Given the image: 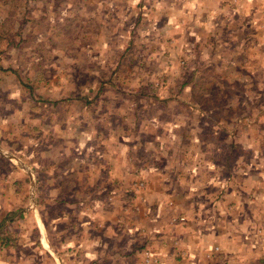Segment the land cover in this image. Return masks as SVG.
Returning a JSON list of instances; mask_svg holds the SVG:
<instances>
[{
    "label": "rangeland",
    "instance_id": "obj_1",
    "mask_svg": "<svg viewBox=\"0 0 264 264\" xmlns=\"http://www.w3.org/2000/svg\"><path fill=\"white\" fill-rule=\"evenodd\" d=\"M179 1L0 0V173L8 168L6 156L37 151V143L24 147V142L42 139L38 136L47 127L41 115L62 101L67 105L54 108L56 119L61 121L71 107L73 125L83 133L88 123L84 104H102L93 113L94 133L100 137L110 128L112 142L124 132L138 134L144 124L138 126L139 118L170 121L177 129L187 125L173 144L163 140L164 150H177L171 164L181 165L183 173L202 155L213 158L222 169L219 175L249 185L245 167L258 166L264 158L259 151L264 149V78L245 75V61L237 56L232 64L218 60L212 46L191 44L185 59L186 48L169 35L166 24V5L177 8ZM247 118L253 121L246 123ZM81 136L77 141H83ZM60 143L48 139L44 146ZM136 150L143 163L165 162L143 144ZM144 178L139 174L134 181L146 184ZM22 208L1 215L8 221L0 226V261L53 264V254L43 259L36 254L35 227ZM25 209L31 211L32 205Z\"/></svg>",
    "mask_w": 264,
    "mask_h": 264
},
{
    "label": "crops",
    "instance_id": "obj_2",
    "mask_svg": "<svg viewBox=\"0 0 264 264\" xmlns=\"http://www.w3.org/2000/svg\"><path fill=\"white\" fill-rule=\"evenodd\" d=\"M263 2L180 0L178 9L170 3L168 33L186 48L185 59L191 44L212 46L218 60L232 64L237 56L245 61V75L264 78ZM61 102L41 115L47 127L38 136L42 139L24 142L39 149L6 156L8 168L0 173V226L8 221L2 214L22 205L35 227L41 259L53 254V264H264V158L258 166L245 167L249 185L219 175L222 169L213 158L202 155L182 173L181 165L170 163L177 150H164L162 143L179 140L187 125L177 129L170 121L139 118L138 126L144 124L138 134L131 137L124 129L112 142L110 128L100 137L94 133L93 113L102 104H84L88 123L83 133L73 125L71 107L58 122L54 108L67 105ZM78 133L83 141H77ZM48 139L61 145L45 148ZM140 144L155 150L164 164L141 162ZM259 151L264 153L262 147ZM137 174L145 177L146 188L129 195ZM30 205L32 210H26ZM58 207L61 211H53ZM27 244L32 246L29 239ZM145 251L152 263L143 261ZM18 262L2 259L0 264Z\"/></svg>",
    "mask_w": 264,
    "mask_h": 264
},
{
    "label": "built area",
    "instance_id": "obj_3",
    "mask_svg": "<svg viewBox=\"0 0 264 264\" xmlns=\"http://www.w3.org/2000/svg\"><path fill=\"white\" fill-rule=\"evenodd\" d=\"M146 187V184L144 183V181H142V180H137V181H134L132 184H131V186H130V188H129V193L130 194H133L134 193V191L135 190H141V189H144ZM180 219H182V218H180ZM214 249L216 250L217 249V247H214ZM150 256H149V254L145 251V252H143V261L145 262V263H150L151 261L148 259Z\"/></svg>",
    "mask_w": 264,
    "mask_h": 264
}]
</instances>
